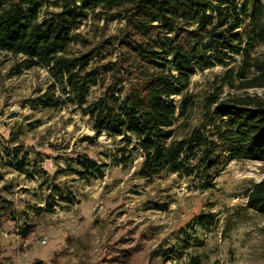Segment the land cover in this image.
<instances>
[{"label": "trees", "instance_id": "trees-1", "mask_svg": "<svg viewBox=\"0 0 264 264\" xmlns=\"http://www.w3.org/2000/svg\"><path fill=\"white\" fill-rule=\"evenodd\" d=\"M263 12L262 0H0V53L21 56L28 68L48 71V90L28 100L32 109L73 105L97 136L121 138L115 166L132 168L140 153L141 179L177 175L210 191L232 162H264V100L246 96L220 101L212 95L205 122L190 129L185 120L192 103L185 91L197 71L229 68L236 56L243 57L241 65L227 70L223 86L235 89L238 80L240 89H264V58L252 59L247 52L251 45L264 44ZM90 20L123 22L124 28L119 36L94 45L78 33ZM78 44L83 50L74 52L72 45ZM93 89L100 95L92 101ZM176 97L181 98L178 106L169 103ZM84 141L94 144L96 137ZM23 151L8 147L3 157L0 150V168L31 173L26 168L29 155L20 161ZM76 159L67 160V170L52 178L42 170L31 173L43 177L42 186L52 182L44 201L49 212L74 199L69 188L53 183L58 176L73 174L85 183L104 178L108 165L87 154ZM246 207L264 215V181L248 192ZM0 211V223L16 222L11 202L2 196ZM215 217L204 215L197 225L209 231ZM189 245L152 253L148 264H178ZM188 264L204 263L191 256Z\"/></svg>", "mask_w": 264, "mask_h": 264}, {"label": "rangeland", "instance_id": "rangeland-1", "mask_svg": "<svg viewBox=\"0 0 264 264\" xmlns=\"http://www.w3.org/2000/svg\"><path fill=\"white\" fill-rule=\"evenodd\" d=\"M260 24L264 27V12ZM123 28V22L106 25L105 21L90 20L78 33L96 45L119 36ZM72 50L82 51L83 46L72 45ZM247 52L252 59H262L264 44L251 45ZM118 56L115 52L113 57ZM24 60L0 53L2 156H6L5 148L20 146L24 150L20 161L29 155L27 170L45 171L50 178L60 169L67 170V160L76 163L78 154H87L108 167L104 178L90 183L73 174L55 178L53 183L69 188L74 199L53 212L44 203L52 182L42 186L40 175L0 168L4 174L0 196L11 202L16 217L15 223H0V264H112V260L148 264L152 253L163 255L188 243L190 247L178 264H188L191 256H200L204 264H264V215L246 207L248 192L264 181V162H232L210 191H201L177 175L153 182L141 179L137 175L141 154L132 168L115 166L113 158L118 156L121 138L97 136L73 105L32 109L28 100L46 93L50 76L45 68H28ZM242 60L236 56L229 61V68L217 65L195 73L185 91L192 103L185 120L190 129L205 122L212 95H218L220 101L246 96L264 100V89H240L238 80L235 89L223 86L227 70L239 68ZM56 95L63 99L61 92ZM99 95L100 91L93 89L90 100ZM180 100L176 97L169 103L178 106ZM87 137H96V143L85 142ZM207 214L216 216L209 231L197 225ZM127 254H132L129 260Z\"/></svg>", "mask_w": 264, "mask_h": 264}, {"label": "built area", "instance_id": "built-area-1", "mask_svg": "<svg viewBox=\"0 0 264 264\" xmlns=\"http://www.w3.org/2000/svg\"><path fill=\"white\" fill-rule=\"evenodd\" d=\"M45 242H46V241H45ZM45 242H44V243H45Z\"/></svg>", "mask_w": 264, "mask_h": 264}]
</instances>
